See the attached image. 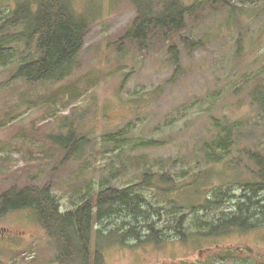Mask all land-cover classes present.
I'll return each instance as SVG.
<instances>
[{
	"label": "rangeland",
	"instance_id": "1",
	"mask_svg": "<svg viewBox=\"0 0 264 264\" xmlns=\"http://www.w3.org/2000/svg\"><path fill=\"white\" fill-rule=\"evenodd\" d=\"M67 1L89 28L62 80L15 76L37 57L32 28L0 29V195L49 183L67 212L103 182L125 188L145 173H167L177 190L136 191L154 214L149 207L162 208L157 228L169 238L148 235L146 249L133 238L119 243L121 234L96 232L122 219L108 217L113 223H96L92 238L104 264H264V225L212 233L199 226L234 210L257 178L250 153L264 150V0L200 3L181 32H154L146 42L125 36L136 16L130 0ZM22 4L34 11L37 0H0V25ZM71 128L86 141L66 158L53 137ZM221 136L230 137L227 149L216 144ZM183 216L185 237L167 224ZM0 264H63L34 210L0 217Z\"/></svg>",
	"mask_w": 264,
	"mask_h": 264
},
{
	"label": "trees",
	"instance_id": "2",
	"mask_svg": "<svg viewBox=\"0 0 264 264\" xmlns=\"http://www.w3.org/2000/svg\"><path fill=\"white\" fill-rule=\"evenodd\" d=\"M136 8V16L126 32V37L139 42H146L149 36L157 32L165 39L174 33L181 32L186 25V18L200 7L201 0L188 5L183 0H130ZM213 1V0H212ZM216 1V0H214ZM10 15L8 23L0 25L1 30L16 27L32 28L28 40H34L37 47V57L21 64L15 76L25 78L28 82L59 81L71 74L79 50L84 41V35L89 23L84 17L77 16L67 0H37L34 11L26 4L18 5ZM233 8H235L233 6ZM22 36H23V32ZM15 33H10L14 38ZM16 38V36H15ZM9 39V38H8ZM19 40V38H16ZM190 48H200L201 41L188 40ZM263 101H264V97ZM230 137L221 136L217 145L227 149ZM54 143L65 151L66 158L79 151L85 137L77 138L73 128L66 136L53 137ZM251 159L256 165V179L249 184L244 195L232 211H223L217 220L199 223V226L213 231H227L234 227L248 230L264 225V150L251 151ZM211 153H208V157ZM155 176V177H154ZM159 176V177H156ZM157 179V180H156ZM172 177L167 173H145L139 185L118 188L111 180L101 183L96 193L88 196L75 209L62 212L61 205L51 191L50 184L42 188L24 186L12 188L0 195V217L10 211L34 210L43 227L54 237L57 243L58 258L63 264H104L100 248L92 246V238L96 223L112 224L113 221H103L111 216H118L121 220L114 221L111 229H96L98 235L117 234L118 241L124 242L126 237L140 238L144 226L148 228L151 241L160 243L168 239L157 228V222L162 216L161 207L156 214L145 207L146 202L139 187L150 185L169 192L177 190L172 185ZM211 199H208V202ZM204 208L208 205L203 204ZM196 206H193L195 209ZM177 215V213H173ZM158 216V217H157ZM157 217V218H156ZM185 217L179 220H169L178 234L185 237L183 223ZM110 234V235H109ZM109 237V238H110ZM114 238V237H113ZM100 247V246H99Z\"/></svg>",
	"mask_w": 264,
	"mask_h": 264
},
{
	"label": "flooded vegetation",
	"instance_id": "3",
	"mask_svg": "<svg viewBox=\"0 0 264 264\" xmlns=\"http://www.w3.org/2000/svg\"><path fill=\"white\" fill-rule=\"evenodd\" d=\"M144 231L143 232H141V233H139L140 234V238L139 239H135L133 236H128V237H126L127 239L128 238H133V239H135L138 243H136V244H133V246H135V248L136 247H138L139 245H140V248L142 247V249H146V247H143L145 244L147 245V243H148V240H147V236L149 235V229L148 228H146L145 226H144ZM239 229H241V228H239ZM242 230V229H241ZM127 240H124V244H126L127 242H126ZM119 243H121V241H119ZM118 243V244H119ZM211 250H212V248H209V249H207V253H210L211 252ZM202 253H203V251H201ZM211 258H212V255H209L208 254V257H207V259L206 260H204V261H207V262H209V261H211Z\"/></svg>",
	"mask_w": 264,
	"mask_h": 264
}]
</instances>
